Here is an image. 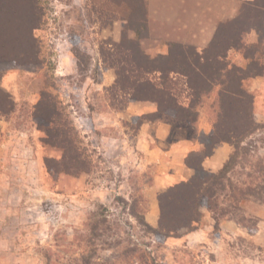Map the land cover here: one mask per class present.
Masks as SVG:
<instances>
[{
  "label": "rangeland",
  "instance_id": "rangeland-1",
  "mask_svg": "<svg viewBox=\"0 0 264 264\" xmlns=\"http://www.w3.org/2000/svg\"><path fill=\"white\" fill-rule=\"evenodd\" d=\"M41 1L45 16L34 32L41 64L30 70L0 68L5 93L0 102L15 106L10 115L0 112V183L9 184L0 192L12 207L0 234V264H264V75L245 84L254 97L256 130L230 145L232 153L220 170L205 169L202 178L209 180L211 198L209 208L198 206V222L170 232L146 221L155 169L144 171L136 164V153L112 140L120 137L134 145L140 121L131 119L127 126V97L121 99L118 87L113 107L106 90L117 80L116 70L107 68L111 59L128 54L125 36L137 39L128 26L134 18L131 6L139 2ZM235 2L211 0L210 13L237 10L235 18L242 5ZM200 29L201 34L208 31ZM162 31L155 26L153 36L150 32L140 40L152 58L168 53ZM254 38L247 36L249 43ZM243 57L229 52L236 65L246 66ZM151 78L162 82L159 75ZM181 88L179 81L174 94ZM43 94L60 102L72 142L66 148L48 135L53 125L36 120L38 111L43 112L36 109ZM185 98L183 94L179 100ZM215 101L216 92L200 108L203 124L212 130ZM163 117L174 123L175 137H196L193 127L169 114ZM83 168L88 171H76Z\"/></svg>",
  "mask_w": 264,
  "mask_h": 264
},
{
  "label": "trees",
  "instance_id": "trees-1",
  "mask_svg": "<svg viewBox=\"0 0 264 264\" xmlns=\"http://www.w3.org/2000/svg\"><path fill=\"white\" fill-rule=\"evenodd\" d=\"M135 2L139 4L131 6L134 18L129 21L128 29L137 35V39L125 36V51L128 54L112 58L107 67L115 69L117 73L115 84L106 89L111 93L108 96L109 105L114 107L112 94L119 87L121 99L127 97L124 108L131 101H153L158 105L156 116L169 114L175 120L195 128L203 102L216 92L217 118L213 122V130L199 136L203 149L191 153L187 159V164L195 169L196 174L190 180L175 183L166 193L159 195V226L174 232L191 228L198 222V206L209 208L210 184L209 180L202 178L207 172L202 161L220 145H234L257 128L254 97L245 84L264 75V0L242 1L238 16L218 25L207 48L199 50L190 45L169 43L168 53L155 58L146 54L140 43L141 39L150 36L146 3L144 0ZM44 16L41 0H0V68L30 70L36 64H41L40 42L34 32L40 28ZM251 32H256L257 43L248 42L247 36ZM232 50L243 54L246 66L231 62L229 52ZM74 57L77 64L82 65L78 51ZM151 75H159L162 82H154ZM179 81L182 82L181 93L176 95L174 90ZM183 94L189 100L187 105L179 100ZM1 98L5 99V93L0 89V101ZM43 99L36 108L43 112L38 111L36 120L46 127L53 125L48 135L56 144L66 148L72 142L70 131L64 127L61 119L64 113L60 102L50 94H43ZM14 111L15 106L11 102H8V106L4 105V101L0 102L2 116ZM149 116L139 118V124ZM71 160L76 162L77 158L72 155ZM87 169L76 171L82 173ZM176 220L183 223L178 226Z\"/></svg>",
  "mask_w": 264,
  "mask_h": 264
},
{
  "label": "crops",
  "instance_id": "crops-1",
  "mask_svg": "<svg viewBox=\"0 0 264 264\" xmlns=\"http://www.w3.org/2000/svg\"><path fill=\"white\" fill-rule=\"evenodd\" d=\"M148 12V21L151 36L155 33V26L163 29L162 41L166 46L169 43H179L183 45L194 46L199 50L208 47L212 41L218 25L227 20H231L236 15L237 10H232L226 14L224 10L211 12V0H144ZM230 3L237 1H254V0H227ZM236 3V2H235ZM231 11V10H230ZM226 14V15H225ZM190 28L187 33L185 28ZM208 27L205 34H201L200 28ZM176 28H182L183 32H176ZM197 33L194 37V33ZM192 33V34H191ZM255 34L256 39L253 43L258 41L256 32H252L248 36ZM193 35V36H192ZM252 43V42H251ZM244 58V57H243ZM245 59V58H244ZM261 77H257L262 78ZM113 85V84H112ZM105 86V84H104ZM111 86V85H110ZM106 85V87H110ZM183 104L189 103L188 98L183 99ZM127 114V126H129L131 119L143 118L144 116L152 115L151 119H143L139 124L136 133L134 145L130 146L126 139L115 137L114 143L121 142L125 152H132L137 154L136 164L144 171L150 168L155 169V174L152 178V186L148 187L152 192L151 202L152 207L146 215V221L152 226L159 224L161 217V208L159 202V195L162 194L173 182H182L190 180L196 174L194 168L187 164L188 156L203 149V145L199 136L209 134L212 128L209 123L203 124L204 119L199 115L195 126L196 137L185 139L182 137H175L174 123L166 120L163 116L158 115V105L156 102L149 100L131 101L125 109ZM201 114V113H200ZM198 135V136H197ZM126 136L130 138L128 133ZM175 138H174V137ZM129 141V140H128ZM232 148L229 144L224 143L215 149L214 153L202 161L204 169L213 171L220 170L226 163L227 158L231 155ZM4 175V174H3ZM7 182V181H6ZM172 182L171 184H169ZM0 188L9 186V184L0 183ZM169 184V185H168ZM28 186V184H26ZM2 192V191H1ZM0 196V234H3L7 229L4 225L10 208L11 201L2 192Z\"/></svg>",
  "mask_w": 264,
  "mask_h": 264
}]
</instances>
